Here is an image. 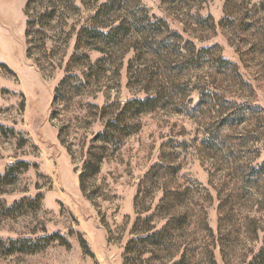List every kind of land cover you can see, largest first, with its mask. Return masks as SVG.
Masks as SVG:
<instances>
[{
  "label": "rangeland",
  "instance_id": "rangeland-1",
  "mask_svg": "<svg viewBox=\"0 0 264 264\" xmlns=\"http://www.w3.org/2000/svg\"><path fill=\"white\" fill-rule=\"evenodd\" d=\"M27 1L0 0V173L19 160L30 164L13 185L4 187L0 201L12 206L23 198L42 197L38 209L23 214L6 216L0 209V239L8 244L28 238L44 245L41 237L59 233L69 243L55 241L35 252L12 254L0 247V264H124V249L134 237L140 182L167 141L182 146L175 157L181 164L179 182L191 188L195 211L204 208L208 224L206 228L200 217L191 219L174 259L190 250L189 264H248L263 245L264 210L256 193L242 189V173L245 166L264 160V113L251 107L245 122L221 125L222 106L197 104L203 92L199 84L209 79L217 104L264 111V0H232L228 7L229 0H121L116 22L135 8L165 19L171 32L197 47H213L198 70L179 64L174 47L148 53L132 65L135 53L127 47H115L110 57L96 48L77 49L79 28L94 6L107 0H58L52 21L40 18L50 3L38 0L28 8ZM80 52L89 54L90 61L70 60ZM219 56L236 63L239 74L220 73L225 69L217 67ZM169 59L176 63L167 65ZM89 64L97 74L90 83L85 77ZM164 64L174 70L167 72ZM152 71L155 79L176 82L175 102L141 114L140 129L120 146L98 149L104 143L97 134L114 114H103V106L115 112L118 103L144 97ZM218 129L220 140L207 142ZM90 149L100 150L104 158L84 191L79 175ZM219 190L232 202L221 229ZM161 195V190H151L154 206ZM150 256H144L143 264H161Z\"/></svg>",
  "mask_w": 264,
  "mask_h": 264
},
{
  "label": "trees",
  "instance_id": "trees-1",
  "mask_svg": "<svg viewBox=\"0 0 264 264\" xmlns=\"http://www.w3.org/2000/svg\"><path fill=\"white\" fill-rule=\"evenodd\" d=\"M36 1L38 0H28L27 7L30 8ZM40 1H46V3L52 5L40 14V18H46L48 21L54 20L58 13L56 8V1L58 0ZM231 2L232 0L228 1L227 7ZM121 4V0H107L101 5H95L93 14L85 20L77 32L75 47L77 49L84 47L90 49L96 48L104 53L107 51L106 53L109 54V57L112 55L115 47H127L135 53L134 59L130 62L131 65L148 53L153 54L154 52L158 55V53L160 54L159 49L164 48V50L170 51L174 47L175 52L179 54V64H184L188 69L195 70L204 67V61L212 54L213 47L199 48L193 41L184 40L180 33L171 32L165 19L158 18L155 15L150 16L147 12L143 13L135 8H132V11L121 16L120 20L116 22L115 20L119 17L118 8L122 7ZM141 11L144 10L142 9ZM152 17L156 18V22H151ZM226 20L225 18L220 24L223 25ZM35 24L34 18L28 22L26 31L28 38L31 37ZM80 53H74L70 60L75 63L83 60L90 61L89 54ZM101 59L103 63L107 61L105 57ZM172 63H176L175 60L169 59L167 65H171ZM218 63L217 65L219 66L217 67L225 69L223 72L219 71L220 73L226 74V72L230 71L231 73H235V75L239 74L237 64L227 58L219 56ZM167 65L164 64L166 68H168ZM168 69L167 72L174 70L173 68ZM152 73L154 71L147 74V76L150 75V79L145 82L144 89L146 95L144 97H134L118 103L115 112L110 110V106H103V114L108 117L110 114H114L107 118L104 130L97 134L96 139L104 143L103 148L100 147L98 149L105 150L106 144L120 146L125 137L136 133L140 129L139 116L141 114L164 108L175 102L173 98L177 93L176 82L167 83L163 80L155 79ZM162 73L158 72V75H163ZM96 75L94 65L89 64V72L85 74L86 80L90 83L92 79L96 78ZM67 78L70 77H66L65 82ZM202 81L199 86L203 92L197 105L222 106L223 118L221 125L223 122L231 124L245 122L244 116L251 107L256 108L258 112L264 113L260 106L246 104L237 106L238 104H234V106L226 107L224 103L217 104L219 100L216 98L217 93L214 94L209 90V88H216L212 80L204 79ZM62 84L64 85V82ZM75 87L77 88V86ZM58 91L61 95L62 87H59ZM3 127L0 124L1 131ZM219 136H221L220 129L217 130V134L215 135L211 133L206 140L209 143L215 144V141L220 140ZM172 143L173 141H167L162 145L159 161L152 165L140 182L141 186L135 202L138 216L132 228L134 237L127 242L124 249V264H143L146 254L151 255L148 260L155 258L161 264H189V258L193 257L190 250H184L179 258L174 259L180 252L181 244L178 241L184 237L186 228L193 217H200L201 223L203 221L204 226L208 227L205 209L201 207L195 211L197 203L192 199L191 188L179 182L181 164L176 161L175 157L179 154L178 149H181L182 146H176ZM181 143L183 145L187 144L185 141ZM95 150L90 149L88 151V160L85 162V168L79 175L80 185L84 191L86 180L99 172L104 158L100 150ZM29 167L30 164L28 162L19 160L11 164L4 173H0V193L4 187L13 185L17 181L19 174L28 170ZM242 183V189L247 193L257 194L261 210H264V160L259 164H250L244 167ZM151 190L152 192L161 190L162 195L155 206L153 204L154 197H151ZM41 197L42 195L37 196L35 199L23 198L20 201H16L12 206H8L6 202L0 201V209H3V215L6 216L23 214L29 210L38 209ZM147 198L151 200H147ZM218 200L219 229H221L222 223L228 220L230 216L226 210L229 211L231 209L232 211V207L230 206L232 202L230 196L224 195L221 190L218 191ZM191 214L193 216H190ZM156 220L162 222L160 227L156 226ZM40 240H45L46 243L41 245L31 239L24 238L12 240L8 244H5L0 239V247L6 254H12L14 252H35L55 241H59L64 245L69 243L59 233L41 237ZM248 264H264V236L263 245Z\"/></svg>",
  "mask_w": 264,
  "mask_h": 264
}]
</instances>
